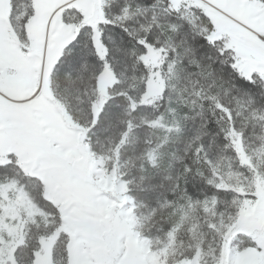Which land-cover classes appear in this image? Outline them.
<instances>
[{
	"label": "snow or ice",
	"instance_id": "1",
	"mask_svg": "<svg viewBox=\"0 0 264 264\" xmlns=\"http://www.w3.org/2000/svg\"><path fill=\"white\" fill-rule=\"evenodd\" d=\"M0 264H264V0H0Z\"/></svg>",
	"mask_w": 264,
	"mask_h": 264
}]
</instances>
